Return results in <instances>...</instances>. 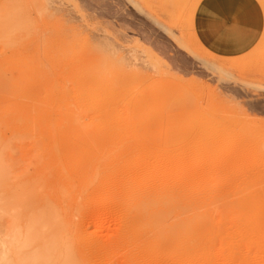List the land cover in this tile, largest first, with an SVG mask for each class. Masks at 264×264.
Instances as JSON below:
<instances>
[{
  "label": "rangeland",
  "instance_id": "1",
  "mask_svg": "<svg viewBox=\"0 0 264 264\" xmlns=\"http://www.w3.org/2000/svg\"><path fill=\"white\" fill-rule=\"evenodd\" d=\"M0 264H264V0H0Z\"/></svg>",
  "mask_w": 264,
  "mask_h": 264
},
{
  "label": "bare ground",
  "instance_id": "2",
  "mask_svg": "<svg viewBox=\"0 0 264 264\" xmlns=\"http://www.w3.org/2000/svg\"><path fill=\"white\" fill-rule=\"evenodd\" d=\"M163 1V0H162ZM185 1H187V0H185ZM188 1H195V0H188ZM198 1V3H199V0H197ZM180 2V1H179ZM185 4H186V2H184ZM182 5H183V3H182ZM198 6V5H197ZM191 10V9H190ZM194 13V12H193ZM193 16H194V14H193ZM184 18V17H183ZM231 120V119H230ZM236 121V120H235ZM235 121H233V122H235ZM232 122V120L230 121V123ZM241 123V122H240ZM238 124V123H237ZM244 125V124H243ZM241 127V126H240ZM245 131V130H244ZM251 133V132H250ZM249 134V133H248ZM255 210V209H254ZM259 210V209H258ZM256 211V210H255ZM254 211V213H258V211L257 212H255ZM263 220V219H262ZM256 222V221H255ZM254 224H256V223H254Z\"/></svg>",
  "mask_w": 264,
  "mask_h": 264
}]
</instances>
